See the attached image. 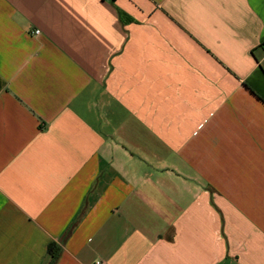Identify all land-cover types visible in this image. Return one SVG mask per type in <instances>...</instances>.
I'll return each mask as SVG.
<instances>
[{
    "label": "crops",
    "instance_id": "obj_1",
    "mask_svg": "<svg viewBox=\"0 0 264 264\" xmlns=\"http://www.w3.org/2000/svg\"><path fill=\"white\" fill-rule=\"evenodd\" d=\"M51 241L264 264V0H0V264Z\"/></svg>",
    "mask_w": 264,
    "mask_h": 264
},
{
    "label": "trees",
    "instance_id": "obj_2",
    "mask_svg": "<svg viewBox=\"0 0 264 264\" xmlns=\"http://www.w3.org/2000/svg\"><path fill=\"white\" fill-rule=\"evenodd\" d=\"M59 251H60V247L57 243H55L53 241L48 243L47 248H46V253L49 256V263L48 264H51L55 260Z\"/></svg>",
    "mask_w": 264,
    "mask_h": 264
},
{
    "label": "built area",
    "instance_id": "obj_3",
    "mask_svg": "<svg viewBox=\"0 0 264 264\" xmlns=\"http://www.w3.org/2000/svg\"><path fill=\"white\" fill-rule=\"evenodd\" d=\"M33 32H34V34H38L39 30L35 29ZM93 264H101V263L99 261H95Z\"/></svg>",
    "mask_w": 264,
    "mask_h": 264
}]
</instances>
